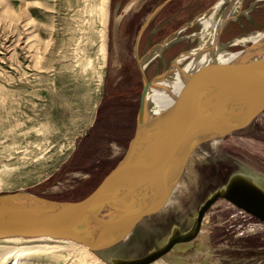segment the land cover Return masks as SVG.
Instances as JSON below:
<instances>
[{
  "label": "rangeland",
  "instance_id": "rangeland-1",
  "mask_svg": "<svg viewBox=\"0 0 264 264\" xmlns=\"http://www.w3.org/2000/svg\"><path fill=\"white\" fill-rule=\"evenodd\" d=\"M130 1L0 0V194L83 198L118 165L134 135L144 89L138 61L147 81L175 60L183 66L193 57L183 53L210 40L207 19L213 25L225 16L213 51H239L264 33V0H175L147 22L163 0ZM201 149L168 205L141 220L110 257L141 256L173 227L189 229L200 203L238 165L264 177V111ZM204 228L153 264H264V222L219 199Z\"/></svg>",
  "mask_w": 264,
  "mask_h": 264
},
{
  "label": "water",
  "instance_id": "water-1",
  "mask_svg": "<svg viewBox=\"0 0 264 264\" xmlns=\"http://www.w3.org/2000/svg\"><path fill=\"white\" fill-rule=\"evenodd\" d=\"M167 1L153 10L146 22ZM261 42L264 43V33ZM253 45L251 42L239 52L249 53L244 50ZM138 66L144 89L134 135L118 165L91 192L75 201L48 199L27 191L0 194V238L51 236L73 239L93 250L121 243L141 220L168 205L196 151H202L201 147L212 140H222L246 128L264 111V51L260 50L248 59L220 63L218 69L201 81L181 104L164 144L139 164L135 157L136 142L142 129L144 95L150 81L146 80L139 61ZM222 90L229 93L226 105L214 120L205 123L206 120L201 118L205 105L215 100ZM150 141L147 140V146ZM263 183L264 177L238 165L225 183L200 203L189 229L181 231L175 226L157 247L138 257H113L111 264H151L176 244L192 241L201 229L205 213L219 199L264 222ZM161 195L160 204L154 202L152 205Z\"/></svg>",
  "mask_w": 264,
  "mask_h": 264
},
{
  "label": "bare ground",
  "instance_id": "bare-ground-1",
  "mask_svg": "<svg viewBox=\"0 0 264 264\" xmlns=\"http://www.w3.org/2000/svg\"><path fill=\"white\" fill-rule=\"evenodd\" d=\"M221 1L219 0L217 4L219 5ZM224 20L225 16H222V19L217 18L212 25L207 19L205 26H211V35L204 48L191 51L192 53H183L182 56L190 53L193 57H190L191 59L183 66L178 65V60H175L169 71L150 81L144 95L140 124L142 129L136 142L138 150H135V157L139 164L156 153L158 147L164 144L172 122L178 116L181 104L200 85L201 81L206 80L218 69L220 63L235 59H248L254 57L260 50L264 51V43L261 42L262 33L251 36L250 40L254 43L253 48L244 50L249 51V53L236 50L235 52L213 51L216 35ZM103 54L106 56V44H103ZM229 83L226 82V84ZM228 97L229 93L225 90L216 96L215 100L213 99L211 103L205 105L201 114V118L206 120L205 123L214 120L219 115L226 105V98L228 99ZM207 109L209 111H206ZM148 139L151 141L150 145L147 146ZM205 231L203 218L197 236ZM23 238L28 240H22ZM118 244L93 250L87 244L73 239L51 236H10L0 238V259H3L1 264H6L7 260H11L13 264H62L61 258L64 260L68 255L75 254L77 259L75 264H111L113 257H110V251H113ZM64 264L68 263L65 262Z\"/></svg>",
  "mask_w": 264,
  "mask_h": 264
},
{
  "label": "crops",
  "instance_id": "crops-1",
  "mask_svg": "<svg viewBox=\"0 0 264 264\" xmlns=\"http://www.w3.org/2000/svg\"><path fill=\"white\" fill-rule=\"evenodd\" d=\"M131 1H132V0H131ZM131 1H130V2H131ZM164 1H166V0H163L162 2H164ZM172 1H175V0H169V1H167V2L162 6V8H163L164 6H166L169 2H172ZM130 2H129V3H130ZM129 3H128V4H129ZM128 4H127V5H128ZM127 5H126V6H127ZM174 15H175V14H174ZM166 17H168V15H167ZM152 19H153V18H152ZM172 22H173V21H172ZM160 23H162V22H160ZM160 23H159V24H160ZM183 29H185V28H183ZM152 31H154V30H152ZM163 45H164V44H163ZM163 45H162V46H163Z\"/></svg>",
  "mask_w": 264,
  "mask_h": 264
},
{
  "label": "flooded vegetation",
  "instance_id": "flooded-vegetation-1",
  "mask_svg": "<svg viewBox=\"0 0 264 264\" xmlns=\"http://www.w3.org/2000/svg\"><path fill=\"white\" fill-rule=\"evenodd\" d=\"M141 73V72H140ZM142 75V74H141Z\"/></svg>",
  "mask_w": 264,
  "mask_h": 264
}]
</instances>
